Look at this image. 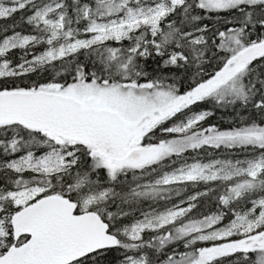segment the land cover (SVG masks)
<instances>
[{
    "label": "snow or ice",
    "instance_id": "obj_1",
    "mask_svg": "<svg viewBox=\"0 0 264 264\" xmlns=\"http://www.w3.org/2000/svg\"><path fill=\"white\" fill-rule=\"evenodd\" d=\"M0 264H264V0H0Z\"/></svg>",
    "mask_w": 264,
    "mask_h": 264
}]
</instances>
